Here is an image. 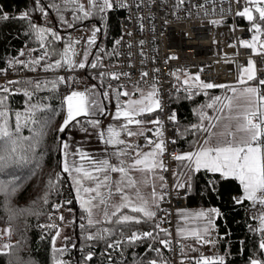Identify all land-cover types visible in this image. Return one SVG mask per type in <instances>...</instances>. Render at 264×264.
I'll list each match as a JSON object with an SVG mask.
<instances>
[{
    "label": "trees",
    "instance_id": "obj_1",
    "mask_svg": "<svg viewBox=\"0 0 264 264\" xmlns=\"http://www.w3.org/2000/svg\"><path fill=\"white\" fill-rule=\"evenodd\" d=\"M99 2L85 0L84 17L77 10L79 0H0V70L10 68L23 74L11 79L7 90L0 92V264H171L166 250L170 229L155 224L161 218L158 202L113 213L104 207L96 220L88 221L97 199L111 198V189L117 195L122 193V180L115 178L116 184L111 180L124 170L97 168L73 180L61 167V135L89 129L93 118L76 117L62 126L67 90L65 54L61 41L40 28L41 14L56 27L58 20L70 23L66 32L95 22L99 40L91 49L88 65L97 58L102 45L98 60L108 68L116 64L120 13L106 11V4L99 11ZM254 18L264 28L263 14ZM23 48L30 51L32 60L22 61ZM92 71L117 84L108 73ZM88 72L86 69L84 74ZM177 84L180 91L169 106L178 129L179 159L174 177L183 175L189 185L187 208L216 210L212 236L225 239L220 260L203 264H264V238L260 237L264 230L249 215L250 201L240 199L239 181L188 165L229 86ZM157 114L156 109L145 115L152 129ZM101 171L105 174L97 178L95 174ZM82 182L90 187L85 189ZM65 210L71 211L73 220L62 230ZM122 210L137 219H120ZM141 225L150 228L148 236L120 242L125 232ZM198 242L195 237L178 240L182 253L194 252Z\"/></svg>",
    "mask_w": 264,
    "mask_h": 264
},
{
    "label": "built area",
    "instance_id": "obj_2",
    "mask_svg": "<svg viewBox=\"0 0 264 264\" xmlns=\"http://www.w3.org/2000/svg\"><path fill=\"white\" fill-rule=\"evenodd\" d=\"M251 0H105L106 11L119 12V36L116 42V64L104 69L124 88L146 85L153 91L158 114L154 129H145L134 143V150L152 148L160 143L159 168L161 185L157 190L162 217L158 226L169 227L166 243L171 264L217 262L222 256L225 239L213 235L198 242L191 253H182L175 235L176 213L187 208L189 185L183 176L175 178L178 169V129L170 100L180 91L174 73L184 69L196 83L210 87L232 86L239 82L244 69L252 62L254 86L264 98V50L257 52L241 45L253 40L254 31L244 19ZM23 62L33 59L30 51L20 52ZM23 76L10 68L0 70V92L7 83ZM66 93H64L65 96ZM257 138L264 151V129L257 117ZM264 168V154H262ZM249 215H264V188H259ZM47 228H44L46 231ZM150 234L141 225L125 232L121 240L132 241ZM264 238V232L260 235Z\"/></svg>",
    "mask_w": 264,
    "mask_h": 264
},
{
    "label": "rangeland",
    "instance_id": "obj_3",
    "mask_svg": "<svg viewBox=\"0 0 264 264\" xmlns=\"http://www.w3.org/2000/svg\"><path fill=\"white\" fill-rule=\"evenodd\" d=\"M84 1L85 0H79L77 10L80 13L79 16L87 17V10ZM99 1L97 9L99 11H103L105 7V0ZM257 13H262L264 16V0H251L249 9L244 13V19L254 33L251 43L246 44L242 41L241 45L248 46L254 52L264 50V28L254 18V15ZM76 18L78 19V17ZM57 24L58 26L56 27L48 17L44 16V13L41 14L40 28L42 30L52 32L54 36L61 41L65 54L64 64L66 65L65 67L67 72L66 75H64V78L67 82V90L63 99L65 115L62 121V126H65L66 123L76 117L88 116L93 118L89 120V129L92 128L90 131L93 132L87 133L85 135L87 136L86 138L90 139L96 134H99L107 145H116L118 146V150H126L127 146L129 147L128 151L130 148L134 149V139L140 131L147 126L146 123L150 121L145 119V113H152L157 107L156 102L152 97V89L146 85H138L134 88H120L113 81L103 78L97 72L94 73L92 71L98 69L104 72V69L106 68V64L98 60L102 57L101 53H99L102 51V45L98 50L97 58L92 59L88 65L91 57V49L98 44L99 40L97 35L98 28L95 22L79 26L68 32L65 30L71 27L70 23L62 24L61 21L58 20ZM86 69L89 70V75L84 74ZM174 75L176 81L180 84H196V80L191 75H188L184 69L176 71ZM252 77L253 69L252 62L250 61L248 67L243 70L241 78L249 80L252 79ZM232 88L233 85L229 86L228 91ZM219 110L220 107L218 112ZM102 116H104L103 119H95L101 118ZM260 118L263 120V114L261 115V113ZM155 150L156 148L144 149L141 151L139 150L137 153V159L143 157V159L149 164L148 166L154 168L156 165ZM129 152L131 153L132 150ZM262 154H264V151L263 153L261 151L260 167L257 168V171L254 169L255 164L253 161L251 163H249V161L247 164L241 165L240 170L239 166L235 165V162L233 164L230 163L229 165L226 164L227 169H230L233 165H235L236 173L246 177V179L242 182L244 189L243 193L245 194V196L240 195L242 198L248 197L247 195L251 193L256 194L259 188H264ZM86 158H88V156ZM109 158H113L112 154ZM104 166H100L99 169H106L103 168ZM83 167L89 169V167L92 168L94 166H87V164L83 163ZM139 172L140 171H136L135 168L127 166L126 171L120 175V177L122 176L121 178H126L125 185L121 182L119 184V190H121L122 193L117 195L114 190L111 189L113 191L112 195L109 194L111 198L97 199V202L93 203V208L89 210L87 218L88 221L93 222L96 220L98 216H100L101 210L104 207L108 213H113L120 208L133 211L135 210V207L140 204V202L142 204L147 203L150 205L152 203L153 189L151 188V190L145 191V194L143 193L147 186L144 187L143 181L140 180L141 173L139 174ZM67 174L71 179L75 180L76 178L85 177L86 174L92 173L84 170L68 171ZM104 174L105 172L101 171L95 174V176L100 178ZM138 176L139 180L137 178ZM116 179L120 178L116 177ZM85 183L86 182L83 183V187L85 189L89 188L90 184L88 185V183ZM113 183L116 184V181H113L112 184ZM73 186L74 188H77L75 182L73 183ZM121 186H123V189ZM142 193L143 196L140 195ZM248 198L252 201L253 194H251ZM105 202H107L106 205H103ZM194 209L197 208H187V210L184 211L185 213L190 212L191 217L184 218L183 222L180 223V227L177 223L175 224L177 236L186 235L188 237L193 236L195 238H199L206 237L213 231L212 223L214 222L216 210L211 207L206 211H202L200 214L199 211ZM209 210H212L214 213L212 217H210L208 213ZM119 217L123 220L131 218L129 212L123 210ZM131 219L137 218L133 216ZM72 220L73 215L71 211H63V221L61 225L62 230H65L67 225ZM256 220L258 228L260 230H264V215ZM46 227H48V225Z\"/></svg>",
    "mask_w": 264,
    "mask_h": 264
},
{
    "label": "crops",
    "instance_id": "obj_4",
    "mask_svg": "<svg viewBox=\"0 0 264 264\" xmlns=\"http://www.w3.org/2000/svg\"><path fill=\"white\" fill-rule=\"evenodd\" d=\"M251 81L252 79L247 80L241 78L240 76L239 82L233 85V88L228 91L227 96L224 97L221 105L219 106V112L217 110V115L215 114L201 142L191 155L188 163V165H190L193 169H206L211 172H218L225 177H234L241 184V196H245L243 193L244 189L242 182L246 179V177L236 173L235 165H238L240 170L241 165H245L249 161V163L253 161L255 164L254 169L256 171L257 168L260 167L261 150L256 141L260 133V128L257 124V117L261 113V115L263 114L264 120V98H259L257 96L256 88ZM146 114L149 113L147 112L145 115ZM263 120L262 122L264 128ZM148 124L149 123H146L147 126L143 130L149 128L152 129L153 124H149L150 126H148ZM90 130H92V128L65 133L64 139L61 140L62 169L68 173V171H89L100 168L102 165H105L103 168H109L107 169L109 171L106 172L117 169L125 171L127 166L135 168L136 171H140L139 174L141 173L140 180L143 181L144 187L147 186L143 193L145 194V191L151 190V188L153 189L152 203L150 205L147 203L145 204L154 206L158 202L157 190L161 185V174L159 168V154L161 151L160 143L152 147L156 148V165L153 168L148 166L149 164L143 159V157L137 159V153L139 150L130 148L129 151L132 150L130 153L127 145H124L127 146L126 150H118V146L116 145H107L99 134H96L90 139L86 138L87 136L85 135L87 133L93 132ZM143 130H141L139 134H141ZM111 154L113 157L112 159L109 158ZM87 156L88 158H86ZM234 162L235 165H233L230 169H227L226 164L229 165ZM83 163L87 164V166H94L95 168L89 167L88 169L83 167ZM188 165L186 169L188 168ZM124 171L119 172L118 175H121ZM118 175L114 174L111 182L115 181V178L118 177ZM137 178L139 180V176ZM120 179L122 180L120 182L125 185L126 178ZM143 193L140 195L143 196ZM251 194H253L252 201L248 198ZM251 194H248V197L245 198H247L252 205L255 199V194ZM241 198L242 197H240V199ZM140 205L144 206L141 202ZM207 209L210 208H197L194 210L199 211L201 214L202 211H206ZM186 210L187 209L176 213V223L179 227L184 218L191 217L190 212H184ZM208 213L210 217L214 214L212 210H209ZM211 236L212 232L206 237H199L197 239H207ZM176 237L179 240L188 236H177L176 234Z\"/></svg>",
    "mask_w": 264,
    "mask_h": 264
},
{
    "label": "water",
    "instance_id": "obj_5",
    "mask_svg": "<svg viewBox=\"0 0 264 264\" xmlns=\"http://www.w3.org/2000/svg\"><path fill=\"white\" fill-rule=\"evenodd\" d=\"M261 14H262V13H261ZM64 137H65V133H63V134L61 135V138H60V139L63 140ZM58 231H59V229H58L57 232L54 234L53 240H54L55 237L57 236ZM252 264H258V261H253Z\"/></svg>",
    "mask_w": 264,
    "mask_h": 264
},
{
    "label": "bare ground",
    "instance_id": "obj_6",
    "mask_svg": "<svg viewBox=\"0 0 264 264\" xmlns=\"http://www.w3.org/2000/svg\"><path fill=\"white\" fill-rule=\"evenodd\" d=\"M263 129H264V128H263ZM161 217H162V214H161ZM120 242H126V241L120 239Z\"/></svg>",
    "mask_w": 264,
    "mask_h": 264
}]
</instances>
